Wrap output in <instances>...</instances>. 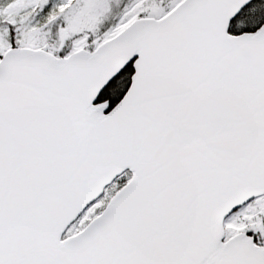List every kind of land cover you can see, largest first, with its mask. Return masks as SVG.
Listing matches in <instances>:
<instances>
[{"label":"snow or ice","instance_id":"obj_1","mask_svg":"<svg viewBox=\"0 0 264 264\" xmlns=\"http://www.w3.org/2000/svg\"><path fill=\"white\" fill-rule=\"evenodd\" d=\"M0 264H264V0H0Z\"/></svg>","mask_w":264,"mask_h":264}]
</instances>
